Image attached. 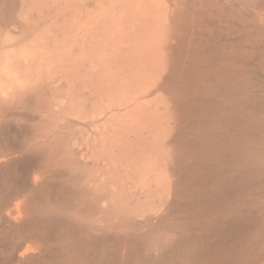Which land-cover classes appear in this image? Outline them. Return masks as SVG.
<instances>
[{"label": "bare ground", "instance_id": "6f19581e", "mask_svg": "<svg viewBox=\"0 0 264 264\" xmlns=\"http://www.w3.org/2000/svg\"><path fill=\"white\" fill-rule=\"evenodd\" d=\"M23 3L0 0V264H264V0H81L48 119L15 101L49 75Z\"/></svg>", "mask_w": 264, "mask_h": 264}, {"label": "rangeland", "instance_id": "374dc122", "mask_svg": "<svg viewBox=\"0 0 264 264\" xmlns=\"http://www.w3.org/2000/svg\"><path fill=\"white\" fill-rule=\"evenodd\" d=\"M80 1L81 0H23L24 3L22 5H23L24 11H25L23 18L27 19V23L31 28L30 31L34 32V34L33 35L31 34V36L30 35L24 36L23 38H21L22 40L19 41V43L22 45L23 40L25 39L24 43L29 45V43L31 44V41L34 40L35 32L38 29H41V28L44 29L45 27L48 29V33H47V35L44 36V40H43V42H45L46 46L48 47V49H46V50H48L47 51L48 53H46L48 56L46 55L47 59L45 57H43V58L48 60V65H49L48 69L49 70L48 69L47 70L49 71V75L48 76H42L41 80L37 83V85L34 84L35 86H32L33 90L31 88L27 87L26 88L27 94L25 93V91L23 93V90H22L21 91L22 93L20 92L21 95H19L22 100H20V98H18L19 93L17 94L16 98L18 100L15 99V101L21 102L22 103L21 106L24 108V110L22 109L21 112H23L25 114H26V112H28L27 114H30L31 112H33V113H36V114H34L35 116H40V115H42V113H40V109H41V111H43V109H44L43 107L46 106L48 108L46 110L47 111L49 110V113L46 114L47 112L44 109L45 114L43 112V115H44V117L46 115L45 118H47V119H48L47 115L52 114V113L55 115L56 107H57V109L59 108L57 111L60 112V110H61V112H62V108L60 107V105L57 104L58 101L56 98L59 99V97H63L64 92H65L64 85L62 84V82H60L62 80V79L60 80V77L63 75L62 72L64 73V69H65V67H64L65 60H63V59H65L64 57H65V48H66L65 47L66 46L65 31H66L68 23H69V22L66 23V21H68L70 19L69 21L72 22L73 19H71V18L73 17V15H74V18H75V16L77 17V18H75V21H77V23L80 21L79 20L80 17H78V16L81 14V11L79 14L75 13V12H79L78 10L80 9ZM72 12H73V15H72ZM18 31H19V29H18ZM27 42H29V43H27ZM45 52H42L41 54L44 55ZM62 64H64V65H62ZM61 78H63V77H61ZM39 85H41L40 88L39 87L37 88L36 86H39ZM63 90H64V92H63ZM35 92H37L38 94H36ZM31 96L33 97V99ZM35 98H36V100H35ZM60 99H62V98H60ZM55 101H57V103H55ZM59 101H61V100H59ZM50 102H53V103L49 104ZM4 103L2 105L0 104V106L4 107L3 106ZM6 103H5V108L9 107V105L11 106V104H12V102L11 103L8 102V104H6ZM24 103H26V105L28 104L29 106L31 105L33 107H31L30 110L28 111V106L24 107V106H26ZM23 104H24V106H23ZM56 104H57V106H56ZM32 109H33V111H32ZM25 110H27V111H25ZM2 111H3V109L1 110V112ZM57 111H56V113H57ZM1 112H0V115L2 114ZM5 113H7V112H5ZM58 115L60 117V113L59 114L57 113L56 116H53L54 119L58 118L57 117ZM53 117H50L49 119H53Z\"/></svg>", "mask_w": 264, "mask_h": 264}]
</instances>
